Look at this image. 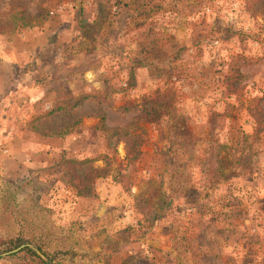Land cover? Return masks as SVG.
I'll return each instance as SVG.
<instances>
[{
    "label": "rangeland",
    "instance_id": "374dc122",
    "mask_svg": "<svg viewBox=\"0 0 264 264\" xmlns=\"http://www.w3.org/2000/svg\"><path fill=\"white\" fill-rule=\"evenodd\" d=\"M23 245L264 264V0H0V255Z\"/></svg>",
    "mask_w": 264,
    "mask_h": 264
},
{
    "label": "trees",
    "instance_id": "16d2710c",
    "mask_svg": "<svg viewBox=\"0 0 264 264\" xmlns=\"http://www.w3.org/2000/svg\"><path fill=\"white\" fill-rule=\"evenodd\" d=\"M85 98H88V97H85ZM92 98H95V96H92ZM57 111H59V109H50L46 113V115H52V114L56 113ZM100 130L104 134L105 140H106L107 145L109 147L112 145L111 140L120 134L117 132V129H109L108 127H106L103 117L100 118ZM93 161H95V160L86 159L84 161H79V162L78 161H72L71 164H73L75 167H80V166H84V165H88L90 163H93ZM92 173H93V169L87 168L82 172V177L80 178V182L83 183L82 187L87 192H90L92 190V187H91ZM23 251L26 252L27 254H29L30 259L34 262V264H49V262L46 263V262L42 261L33 251H31L28 248H26ZM44 255L46 257H48L45 253H44Z\"/></svg>",
    "mask_w": 264,
    "mask_h": 264
},
{
    "label": "water",
    "instance_id": "95a60500",
    "mask_svg": "<svg viewBox=\"0 0 264 264\" xmlns=\"http://www.w3.org/2000/svg\"><path fill=\"white\" fill-rule=\"evenodd\" d=\"M25 247H28V248H30L32 251H34L43 261H45L46 263L48 262V261H46V258L43 256V255H41L40 254V252L38 251V250H36L35 248H33V247H31V246H29V245H23V246H20L19 248H17V249H15V250H13V251H11V252H8V253H6V254H3V255H0V256H7V255H9V254H13V253H16V252H18V251H21L22 249H24Z\"/></svg>",
    "mask_w": 264,
    "mask_h": 264
}]
</instances>
